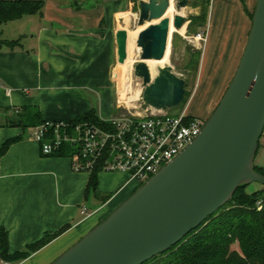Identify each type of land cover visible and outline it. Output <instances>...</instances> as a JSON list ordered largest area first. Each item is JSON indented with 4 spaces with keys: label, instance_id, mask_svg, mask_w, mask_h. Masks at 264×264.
<instances>
[{
    "label": "crops",
    "instance_id": "obj_1",
    "mask_svg": "<svg viewBox=\"0 0 264 264\" xmlns=\"http://www.w3.org/2000/svg\"><path fill=\"white\" fill-rule=\"evenodd\" d=\"M256 3L211 0L195 86L184 105L189 114L207 119L218 105L242 57ZM129 7L130 0H44L40 14L0 24L3 39H18L14 47L0 46V107L35 105L45 121H67L90 109L101 119L120 114L116 34L127 32ZM19 134L0 127V145ZM124 175L116 189L98 192L112 195L106 201L92 193L101 202L89 211V174L73 171L68 157L42 155L38 142L22 135L0 158V226L7 231L9 253L67 227L26 258L0 257V264L53 261L123 199L118 195L132 181Z\"/></svg>",
    "mask_w": 264,
    "mask_h": 264
},
{
    "label": "water",
    "instance_id": "obj_2",
    "mask_svg": "<svg viewBox=\"0 0 264 264\" xmlns=\"http://www.w3.org/2000/svg\"><path fill=\"white\" fill-rule=\"evenodd\" d=\"M188 0H177L185 7ZM169 0L140 1L136 37L140 50L133 73L141 79V101L155 109L181 105L186 81L171 65L151 74L146 60L166 49ZM185 18L176 14L179 30ZM125 30L116 34L117 61L126 57ZM115 78L119 89L120 71ZM264 131V0H257L251 29L236 71L199 133L176 156L140 184L106 217L48 264H142L181 241L226 205L240 185L264 174L255 157Z\"/></svg>",
    "mask_w": 264,
    "mask_h": 264
},
{
    "label": "trees",
    "instance_id": "obj_3",
    "mask_svg": "<svg viewBox=\"0 0 264 264\" xmlns=\"http://www.w3.org/2000/svg\"><path fill=\"white\" fill-rule=\"evenodd\" d=\"M44 0H0V24L22 17L23 15L40 14ZM211 0H202L201 11L192 16V22L196 26V32L206 35ZM252 19L253 13H250ZM18 39L7 40L1 37L0 46L14 47ZM201 57V49L197 53L194 72L197 74ZM186 87V85H185ZM190 93L185 92L181 103L183 107ZM3 117L0 127L34 128L46 121L42 117L41 110L35 105H23L20 107H0ZM56 122V121H52ZM68 126L80 122H89L101 125L103 120L99 118L94 109H90L77 117L65 121ZM22 139V135L6 138L0 145V158L5 154L11 144ZM75 147L63 144L54 156H69ZM100 166H95L88 176L85 194L89 191L101 201H106L112 195L99 194L96 191L97 173ZM256 169L264 174V168L256 165ZM247 185H240L231 200L203 221L198 227L186 234L181 241L168 250L155 255L142 264H155L158 258L163 264H264V185L253 192L246 190ZM261 202V208H258ZM226 207H229L226 210ZM227 218L224 223L213 224V217ZM67 225L54 233H45L38 240L27 244L22 250L9 253L8 234L4 227L0 226V257L3 259L21 260L31 253L48 244L59 235ZM238 243L239 249L232 247ZM159 260V259H158Z\"/></svg>",
    "mask_w": 264,
    "mask_h": 264
},
{
    "label": "built area",
    "instance_id": "obj_4",
    "mask_svg": "<svg viewBox=\"0 0 264 264\" xmlns=\"http://www.w3.org/2000/svg\"><path fill=\"white\" fill-rule=\"evenodd\" d=\"M121 108L120 114L102 119L101 125L46 121L30 135L42 155L56 153L63 144L74 146V152L67 156L73 171L90 172L98 165L101 170L122 172L140 185L190 143L206 121L187 113L184 106L173 112L146 106L142 115L123 105ZM86 211L81 208L82 213Z\"/></svg>",
    "mask_w": 264,
    "mask_h": 264
},
{
    "label": "rangeland",
    "instance_id": "obj_5",
    "mask_svg": "<svg viewBox=\"0 0 264 264\" xmlns=\"http://www.w3.org/2000/svg\"><path fill=\"white\" fill-rule=\"evenodd\" d=\"M140 1L147 0H130V7L127 12V17L130 18V23L126 25V34H127V45H126V57L124 59V65L121 66L118 64L117 70L120 71L121 81L119 82L118 89V102L126 108L127 104L130 105L131 102L134 103L135 109H139L140 107L145 108L141 101V91H142V83L141 79L136 77L133 73V66L139 60L140 50L136 46V37L138 31L142 28L137 25L138 15H139V3ZM177 0H173L168 6L167 10H172L173 16H168L164 14V19H167L168 22V35L166 42V49L163 57L160 60H153L152 71L156 72L158 66L162 65H171L173 71L184 78L186 81V91L190 93L195 86L196 75L194 72V65L197 60V53L199 49H202L203 42H205L206 35L196 32V26L192 22V16L199 14L201 11V3L202 0H188V3L185 7L178 9L176 7ZM166 10V11H167ZM176 14H180L185 18V23L181 27V29L177 30L173 27L171 28V22H173V17ZM172 18V21H171ZM1 30V28H0ZM200 34V36H198ZM213 60L210 61V68L213 66ZM123 65V67H122ZM124 71V72H123ZM123 72V73H122ZM126 82H125V81ZM126 83L130 87H126ZM198 84V83H197ZM139 90V95L137 98H133L134 92ZM121 94V95H120ZM135 96V95H134ZM127 103V104H126ZM133 106V105H132ZM217 105H214L213 108H216ZM181 110V105L177 108L169 109L170 112L175 110ZM186 112H193L191 109L186 110ZM3 117V112L0 111V120ZM109 118L108 117H105ZM10 129H16L20 134L29 137V135L33 132V128L22 129L21 127H9ZM255 164L259 167L264 168V141H260L259 150L255 157ZM89 174V171H83ZM126 177L122 172L115 171H105L101 170L97 173V186L96 191L99 193L111 192L116 189L120 185L123 184ZM138 182L136 180H132L126 189H124L119 195L118 198L123 196V199L118 203V205L126 199L137 187ZM263 187L262 184L258 182L249 183L246 187L248 192H253ZM100 200L94 197L92 191L89 193V198L86 200V204L89 207V211H92L93 208H96L100 204ZM115 206V205H114ZM113 206V207H114ZM117 206V205H116ZM115 208V207H114ZM114 208L108 209L107 212H104L103 217H106ZM229 207H226L228 210ZM100 219V220H102ZM227 221L225 216L221 217L220 214L217 217H213L211 222L213 224L224 223ZM233 248L239 249L238 243H234L232 245ZM159 259V260H158ZM155 261V264H163V261L158 258Z\"/></svg>",
    "mask_w": 264,
    "mask_h": 264
},
{
    "label": "bare ground",
    "instance_id": "obj_6",
    "mask_svg": "<svg viewBox=\"0 0 264 264\" xmlns=\"http://www.w3.org/2000/svg\"><path fill=\"white\" fill-rule=\"evenodd\" d=\"M171 2H173V0H169V6H170V3ZM181 8H183V7H181ZM178 9H180V8H178ZM166 15H168V16H173V13H172V10H167L166 12H165V16ZM162 19H164V16H163V18ZM164 20H167V19H164ZM171 21H172V18H171ZM171 28H172V22H171ZM146 62H147V64H148V66H149V69H150V71H151V74L152 75H155L156 74V72H153L152 71V64H153V60H146ZM139 94V90H137L136 92H135V95H136V97H137V95ZM121 95V94H120ZM127 104V103H126ZM127 109H129V110H131L135 115H142L143 114V108H139V109H136V110H133L134 108H131V107H128V104H127V107H126Z\"/></svg>",
    "mask_w": 264,
    "mask_h": 264
}]
</instances>
